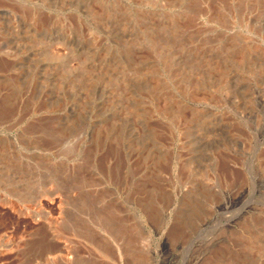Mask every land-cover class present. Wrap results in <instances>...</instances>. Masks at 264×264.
Wrapping results in <instances>:
<instances>
[{"label":"rangeland","instance_id":"rangeland-1","mask_svg":"<svg viewBox=\"0 0 264 264\" xmlns=\"http://www.w3.org/2000/svg\"><path fill=\"white\" fill-rule=\"evenodd\" d=\"M0 264H264V0H0Z\"/></svg>","mask_w":264,"mask_h":264}]
</instances>
